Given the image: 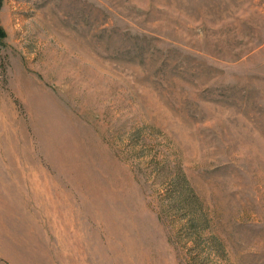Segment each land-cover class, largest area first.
Masks as SVG:
<instances>
[{
  "label": "rangeland",
  "instance_id": "374dc122",
  "mask_svg": "<svg viewBox=\"0 0 264 264\" xmlns=\"http://www.w3.org/2000/svg\"><path fill=\"white\" fill-rule=\"evenodd\" d=\"M0 264H264V0H0Z\"/></svg>",
  "mask_w": 264,
  "mask_h": 264
}]
</instances>
